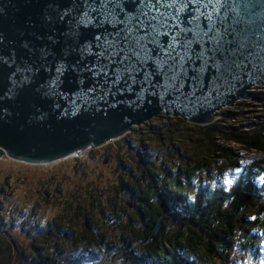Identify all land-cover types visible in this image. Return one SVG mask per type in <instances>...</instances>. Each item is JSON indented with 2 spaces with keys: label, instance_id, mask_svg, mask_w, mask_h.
Listing matches in <instances>:
<instances>
[{
  "label": "trees",
  "instance_id": "1",
  "mask_svg": "<svg viewBox=\"0 0 264 264\" xmlns=\"http://www.w3.org/2000/svg\"><path fill=\"white\" fill-rule=\"evenodd\" d=\"M252 95L251 101L219 112L210 125L164 117L165 123L149 129L148 139L133 142L127 135L102 147L119 171L112 185L113 203H105L104 210L91 191L84 197L75 192L46 232L37 231L39 235L32 227L23 233L34 251L29 261L22 258L14 232L6 233L16 243L13 264H87V258L92 264L119 259L135 264H236L237 259L243 264L249 255L258 262L264 242V185L259 182L264 178L263 160H252L232 177L231 186L223 183L225 170L239 166L244 156L239 151L264 157V89ZM182 125L192 150L185 157L169 145L171 129L175 126L178 134ZM141 130L132 133L144 135ZM175 159L179 165L170 162ZM0 244V264H11L13 245L3 236Z\"/></svg>",
  "mask_w": 264,
  "mask_h": 264
},
{
  "label": "snow or ice",
  "instance_id": "2",
  "mask_svg": "<svg viewBox=\"0 0 264 264\" xmlns=\"http://www.w3.org/2000/svg\"><path fill=\"white\" fill-rule=\"evenodd\" d=\"M57 23V35L48 37L54 47L42 49V56L55 57L59 49V59L43 68L49 75L36 88L45 90L46 98L67 99L62 78L67 72L76 74L80 95L72 100L75 107L63 108L60 117L87 112L101 86L107 89L101 99L112 95L115 100L127 88L136 97L134 103L158 97L195 109L215 92L214 85L264 74V8L257 0H71L61 7ZM73 54L76 59L69 62ZM0 63L8 61L0 57ZM37 74L31 66L18 67L8 78L4 97L13 99L19 90L32 87ZM86 79L93 83L86 85ZM119 103L123 101L109 107ZM259 182L264 185V178ZM260 252L259 264H264V243Z\"/></svg>",
  "mask_w": 264,
  "mask_h": 264
},
{
  "label": "water",
  "instance_id": "3",
  "mask_svg": "<svg viewBox=\"0 0 264 264\" xmlns=\"http://www.w3.org/2000/svg\"><path fill=\"white\" fill-rule=\"evenodd\" d=\"M70 2L71 0H0V57L8 61L7 65L0 63V150L12 160L31 165H47L77 158L91 149H100L126 137L136 127H142L161 115L207 126L218 119V114L223 109L233 108L240 101L251 100L253 87H264L262 73L231 82L223 81L220 85H214L215 92L209 95L202 107L193 109L186 102L172 103L167 98L161 101L158 97H151V103H134L136 97L127 88L124 89L125 94L116 95L115 100L112 95L101 99V91H107L101 86L96 93V102L92 103L87 112H81L76 117H60L59 112L63 108L68 107L71 111L75 107L72 100L80 95L76 74L67 72L62 78L61 91L67 99L46 98L45 90L37 91L36 85L49 75L43 73V68L50 66L54 59H59V49L55 57L47 60L42 56V49H53L48 37L57 35L56 30L61 27L57 23V16L61 7ZM257 3L264 8L260 0ZM58 4L61 7H57ZM28 19L30 23L26 24ZM85 35L91 38V30ZM25 44L29 47L25 48ZM68 59L69 62H74L76 57L73 54ZM21 65L31 66L38 73L34 78L36 84L19 90L13 99H7L4 92L10 87L8 78ZM92 83L91 79L85 80L86 85ZM135 83L138 86L141 81L138 79ZM108 85L109 88L113 87L111 81H108ZM116 101L123 103L117 104L116 108L109 107ZM80 102L77 100V104ZM56 103H59V109L55 107ZM5 110L7 115L4 114ZM41 114L45 115L43 120L39 119ZM106 159L109 162L110 155ZM126 198L131 205V199ZM2 235L14 247L13 264L17 253L16 245L8 234ZM113 264L135 263L119 259Z\"/></svg>",
  "mask_w": 264,
  "mask_h": 264
},
{
  "label": "rangeland",
  "instance_id": "4",
  "mask_svg": "<svg viewBox=\"0 0 264 264\" xmlns=\"http://www.w3.org/2000/svg\"><path fill=\"white\" fill-rule=\"evenodd\" d=\"M263 89L264 87L255 86L251 91L253 93L254 91H263ZM164 117V115H161L159 118L153 119L142 127H136L142 128L143 130L141 131L144 135L133 132V135L129 133L128 136L132 138V141L134 140L133 142H137L142 138L144 139L143 136H146V139H148V137L151 136L149 129H151V127L157 128V126L165 123ZM166 123L170 124L168 121H166ZM172 123L174 122L172 121ZM176 129L175 126L174 129H171V134L173 135L170 137L172 141L169 143V145L172 146L170 149L176 146L178 147L176 152L180 150L183 157L189 156L192 150L186 142L185 137L182 135L184 134L183 125L181 126V132H178L180 135L175 132ZM161 132L163 133L162 135H164L167 131L161 130ZM145 143L144 140L143 144L146 145ZM111 144H114V142L108 145ZM104 150V148H100L96 153H93L91 149L87 154L80 157H72L58 163L47 165H31L18 162L12 160L6 156V154L0 153V225L9 226L12 222H19L22 225L24 222L31 224L37 219L38 223L36 224L35 232L41 235L39 232H46L48 230L47 225L54 224L58 216L63 213V207H66L68 200L73 199L72 196L75 192H79V195L81 193L83 195L82 197H84V195L86 196V191H91L100 199L99 201L101 204L99 207L105 210V203H113L114 193L112 192V185L116 182L119 171L115 167V159L113 160L110 156L109 162L107 161V156H104ZM115 152L114 150V154ZM237 154L239 156L244 155V159L241 158L238 161L239 166L237 168L225 170V172H228L230 179H232L235 174H240V170L245 169V167L252 163V160L256 162L262 159V166L264 167L263 156H255L251 152H245V150H241ZM107 155H109V153ZM177 158H179L178 155ZM170 162L179 165L176 159ZM93 188H97V190L105 188L106 190L105 192H99L97 190L94 191ZM46 195H49V197L47 198ZM86 205L90 206L92 204L86 201ZM104 212L107 214V210ZM81 220L82 218L79 221ZM83 220L82 222L84 223L88 222L87 218H83ZM25 231H29V229L23 228L21 230L20 228H16L14 230V236L21 245V251L23 252L22 258L24 261H29L34 251L30 249L31 241L29 242L23 234ZM56 238L57 237H55V239ZM66 241H69V239ZM14 244L16 245L15 241ZM0 249L3 250L2 247H0ZM79 250L80 249L77 248V251ZM83 251L84 253L87 252L86 249ZM88 259L90 258L86 259L87 264H92L94 262L93 259H90V261ZM235 259L231 260V262L235 263ZM242 263L244 264V261H242ZM17 264L25 263L18 262ZM236 264H238L237 259Z\"/></svg>",
  "mask_w": 264,
  "mask_h": 264
},
{
  "label": "flooded vegetation",
  "instance_id": "5",
  "mask_svg": "<svg viewBox=\"0 0 264 264\" xmlns=\"http://www.w3.org/2000/svg\"><path fill=\"white\" fill-rule=\"evenodd\" d=\"M38 223V220L36 219L34 222H32L31 224L30 223H27V222H24L23 223V225L21 224V223H14V222H12L9 226L8 225H0V236L2 237L3 235V233H10L11 232V230L14 232V230L16 229V228H20L21 230L23 229V228H28V229H30V228H32V227H36V224ZM50 225V224H49ZM39 226V225H38ZM4 237V236H3ZM5 238V237H4Z\"/></svg>",
  "mask_w": 264,
  "mask_h": 264
},
{
  "label": "clouds",
  "instance_id": "6",
  "mask_svg": "<svg viewBox=\"0 0 264 264\" xmlns=\"http://www.w3.org/2000/svg\"><path fill=\"white\" fill-rule=\"evenodd\" d=\"M223 183L228 186H231L234 183L233 179L229 178V174L227 171L224 173ZM228 190H229L228 188H225V191H228ZM193 199H194V196H193ZM244 264H259V261L258 262L254 261L252 256L249 255L247 259L245 260Z\"/></svg>",
  "mask_w": 264,
  "mask_h": 264
},
{
  "label": "bare ground",
  "instance_id": "7",
  "mask_svg": "<svg viewBox=\"0 0 264 264\" xmlns=\"http://www.w3.org/2000/svg\"><path fill=\"white\" fill-rule=\"evenodd\" d=\"M256 86H258V85H256ZM227 109V108H226Z\"/></svg>",
  "mask_w": 264,
  "mask_h": 264
}]
</instances>
